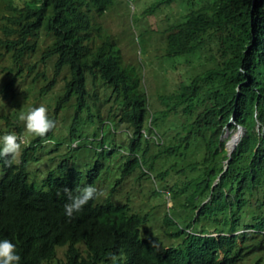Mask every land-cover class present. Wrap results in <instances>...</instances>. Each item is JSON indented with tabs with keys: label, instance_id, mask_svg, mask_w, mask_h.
<instances>
[{
	"label": "trees",
	"instance_id": "obj_1",
	"mask_svg": "<svg viewBox=\"0 0 264 264\" xmlns=\"http://www.w3.org/2000/svg\"><path fill=\"white\" fill-rule=\"evenodd\" d=\"M0 2L7 7L0 47L11 58L4 97L18 96L17 78L35 71L36 64L25 60L38 50V60L51 70V76L44 70L32 76L45 82L40 97L62 82L48 114L54 126L44 137L27 139L11 162L0 157V239L15 244L18 264H264V0L153 1L184 11L161 32L164 57L205 59L172 91L158 95L160 106L153 110L140 68L124 61L104 21L117 12L115 0ZM99 90L103 103L112 102L107 118L126 134L128 154L120 164H96L87 172L61 164L43 183L30 182L35 150L59 134V110L73 111L61 137L71 141L92 114L100 123L107 120L97 105ZM19 114L16 109L0 116L1 133L23 134ZM237 126L243 135L229 156L221 137ZM143 169L172 190L178 209L187 210L178 215L188 223L169 233L180 239L167 246L153 233L143 234L148 213L141 215L117 194L130 175L149 179ZM103 183L108 187L102 189ZM86 185L102 195L66 216L69 194ZM164 224L175 223L165 214ZM204 226L219 234L205 235Z\"/></svg>",
	"mask_w": 264,
	"mask_h": 264
},
{
	"label": "rangeland",
	"instance_id": "obj_2",
	"mask_svg": "<svg viewBox=\"0 0 264 264\" xmlns=\"http://www.w3.org/2000/svg\"><path fill=\"white\" fill-rule=\"evenodd\" d=\"M115 1L118 4L117 12L107 14L104 21L109 30L116 35L124 61L140 68L143 83L149 96L151 110L159 108L160 101L157 96L172 91L180 80L189 77L192 71H197L198 62L204 61V56L201 59L200 57H193L189 61L183 59L181 63L177 59H166L164 57L165 44L161 32L180 19V16L184 13L182 7L172 10L168 5L154 6L153 1L156 0ZM6 13L7 7L3 2H0V37L1 35L3 36L1 17ZM40 51L38 50L36 54L25 60L26 63L36 64L35 71L29 76H24L21 80L17 78L15 90L19 93H15L18 96L10 100V98L4 97L1 87L3 79L9 75L8 69L4 68L11 64V58L10 54L5 52V48L3 46L0 47V116L16 109L20 113H26L32 107L41 104L46 107L47 114L54 112V97L61 92L62 82L56 83L50 93L45 94L46 97L44 95L40 97L39 88L44 81L37 79L34 82L35 79H32V76L36 72L40 73L43 70L46 71L47 76H51L50 68L45 70L42 63L38 60ZM207 54L206 57L208 56ZM98 95L100 100L97 101V105L101 119H108L107 111L112 102H102L104 95L102 90H99ZM72 112V109L58 111V114L54 116L57 128L61 127L64 132L68 131V123L71 121ZM83 116L85 117L86 113H83ZM91 118V120H83L78 126L79 135L76 137L79 143L78 148H71L76 147L77 143L73 142L70 147L71 140L67 138L61 139V142L57 144L58 139L64 134H55L50 140L37 147L34 152L35 158L30 160L28 164L29 181H40L49 171L60 172L62 168H59V165L61 164H67L69 167L87 172L104 153L101 151L104 150L103 146L105 145H121V148L115 150L113 154L118 157L122 156L124 148L121 140L126 138V134L124 132L120 133V128L115 132L113 128H110L111 125H108V121H104L106 124L100 123L96 114H92ZM19 122L22 128V137L24 139L33 137L25 129L24 122L22 120ZM4 124V120L0 117V135H3L1 132L4 129ZM238 131L234 130V128L230 129V127L226 129L221 137L224 147L228 144L230 136L238 134ZM216 182L217 180L214 181V183ZM158 183H161V186ZM156 184L159 188H162V182L156 181ZM121 186L122 188H119L117 192L118 196L123 200L128 197L131 205L139 206L143 211H153L155 216L154 223L159 221L164 210L172 205L170 196L165 193L163 202L160 204V200L152 195L154 185L147 178H137L136 175H130L122 182ZM169 191L170 194H173L172 190ZM176 211L177 209L174 208L171 210L173 214ZM179 212L185 213L184 210H179ZM208 229H211L209 230L211 234L216 235L218 233L213 228ZM157 232V236L165 243L173 242L172 240L174 239L167 238L162 229Z\"/></svg>",
	"mask_w": 264,
	"mask_h": 264
},
{
	"label": "clouds",
	"instance_id": "obj_3",
	"mask_svg": "<svg viewBox=\"0 0 264 264\" xmlns=\"http://www.w3.org/2000/svg\"><path fill=\"white\" fill-rule=\"evenodd\" d=\"M19 119L24 122V127L27 130V132L33 136L44 137L45 134L54 126V121L47 114V109L43 104L36 106V107H32L26 113L21 112L19 114ZM107 121H108V125L109 124L111 125L110 128H113V125L110 123V121L108 119L106 120V122ZM104 124H106V123H104ZM58 129H60L59 134H67L69 131L68 130V131L64 132V131H62L61 127H59ZM226 129H228V128H226ZM116 130H115V132H116ZM234 130H236V131L239 130L238 134L231 135L230 140L233 139L234 136H236L237 138L235 137V141L233 142V144L230 147H228V144L226 145V147H224V149L227 152V155H229V156L234 151L235 147L237 146V144L239 143V141L243 135V129L240 126H237V128ZM22 136L23 135H21V134L12 133V132H9V133L4 132L3 135H0V157H8V160L6 162H11V159L14 158L16 155L20 156L21 147L23 145L27 144L26 143L27 138L24 139ZM147 136L150 137V135H147ZM63 138L68 139V136L63 137ZM151 138H152V136H151ZM61 139L62 138L59 139L60 142H61ZM18 140H19V142H18ZM100 140H101V138H100ZM229 141H228V143H229ZM73 142L77 143L76 147H71ZM121 142L126 143V140L122 139ZM70 147L71 148H78L79 147V143H78L76 138L71 141ZM112 147H113V145L112 146L105 145V146H103L104 150H102L101 152L107 151V153H108L109 151H111ZM232 147H233V149H231ZM120 148L121 147H118L115 150H118ZM228 149H230L231 151L228 152ZM127 154L128 153L125 149H123L122 156H120V157L116 156V154H110L109 153L108 157H107V154H106L105 158H102L100 156L98 158L96 164H101L102 166L103 165H109L110 167H112V165L120 164L122 159H124L123 157L126 156ZM225 162L227 163V161H225ZM143 170L147 174L151 175L148 170H146V169H143ZM27 172H28V167H27ZM47 174L40 181H30V182H38L39 184H41V183H43L44 180L46 181ZM134 175H136V177H137L136 173ZM152 175H153V173H152ZM152 175L149 179L147 178L154 185L152 188V192L155 189L156 191H158L160 193V195H156V196L154 195V196L160 200V204H161V202H163V195L165 193L166 195L170 196L171 201H172V205L170 207H167V209L164 210V212L162 213L163 215L161 216L160 220L155 222V223L153 222L155 220V216H154L153 211H151V210L143 211L140 209L139 206L138 207L133 206V205H131V206H133L135 209H137L141 215L148 213L147 222L145 224H143V227H142L143 228V230H142L143 234L153 233L155 235V237H157V240L161 245L167 246L169 244L174 243L175 241L177 242L180 239L179 237L172 236L169 233L173 232L175 230L176 226L180 227V226H184V224H187L189 221V218H187L186 220L184 219V221L182 220L181 216H179L178 214H185L187 212V210L186 209H178L177 208V201L175 203V200L173 199L172 194H170L169 189L164 186L165 183L160 181L163 183V185H162V188H159L156 184V181H159V180H156ZM28 179H29V173H28ZM216 183L213 182V185ZM158 185L161 186V183H158ZM107 187H108L107 184L103 183L101 185L102 189L107 188ZM97 188L98 187H95L94 185H86L79 190L78 194H76L74 196L69 194V202L64 205V214L68 217H71L74 212H79L82 209L83 205H85L89 200L95 199L98 196L102 195V190L100 188H98V189ZM152 195H153V193H152ZM120 199L122 201H125L122 198H120ZM126 201H129L128 197H126ZM173 208L177 209L175 214H173L171 212V210ZM179 210H184L185 213L179 212ZM165 214H168L169 218L175 223L174 225L166 226L164 224V215ZM204 227H206V226H204ZM160 229L163 230V233L166 235L167 238L174 239V240H172L173 242L165 243L162 239H160L157 236V234H158L157 231ZM194 229H195V226H193L192 228H190L188 230L194 232ZM209 230H211V229H209ZM204 234L216 236L219 233H216V235H215V234H211V232L208 231L207 233H204ZM15 247H16L15 244L12 243L9 239H7V238L0 239V264H18V262L20 261V256L15 251Z\"/></svg>",
	"mask_w": 264,
	"mask_h": 264
},
{
	"label": "bare ground",
	"instance_id": "obj_4",
	"mask_svg": "<svg viewBox=\"0 0 264 264\" xmlns=\"http://www.w3.org/2000/svg\"><path fill=\"white\" fill-rule=\"evenodd\" d=\"M234 141H235V138H234V139H231V140L229 141V143H228V147H230V146L233 144Z\"/></svg>",
	"mask_w": 264,
	"mask_h": 264
},
{
	"label": "water",
	"instance_id": "obj_5",
	"mask_svg": "<svg viewBox=\"0 0 264 264\" xmlns=\"http://www.w3.org/2000/svg\"><path fill=\"white\" fill-rule=\"evenodd\" d=\"M237 138V137H236ZM231 149H233V147L231 148ZM231 150L230 149H228V152H230Z\"/></svg>",
	"mask_w": 264,
	"mask_h": 264
}]
</instances>
